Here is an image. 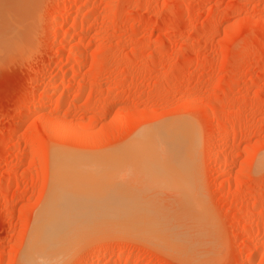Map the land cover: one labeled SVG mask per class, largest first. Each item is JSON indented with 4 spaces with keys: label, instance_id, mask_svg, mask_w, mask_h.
<instances>
[{
    "label": "rangeland",
    "instance_id": "1",
    "mask_svg": "<svg viewBox=\"0 0 264 264\" xmlns=\"http://www.w3.org/2000/svg\"><path fill=\"white\" fill-rule=\"evenodd\" d=\"M28 1L26 27L0 35V264H29L54 181L93 176L107 154L114 227L48 264H264V0ZM183 122L197 135L191 159L162 158L159 133L158 158L132 155ZM54 154L70 165L60 176ZM161 162L183 163L187 191ZM132 207L181 242L132 227Z\"/></svg>",
    "mask_w": 264,
    "mask_h": 264
},
{
    "label": "bare ground",
    "instance_id": "2",
    "mask_svg": "<svg viewBox=\"0 0 264 264\" xmlns=\"http://www.w3.org/2000/svg\"><path fill=\"white\" fill-rule=\"evenodd\" d=\"M2 1H0V2L2 3ZM7 1H10V3L8 5L6 4ZM25 1L26 0H6L5 3L2 4V7L0 6V24L3 23L2 27L0 26L1 27L0 28V35L2 34V37L0 36L1 39H3L4 36L11 37L10 35H14L15 32L18 33V30H20V29H18V30H16V29H17V27H19L20 24H21V27H26L25 26L26 23H28V20H30V19H28V17L30 16L29 14L30 13H31V15L33 14V6H32V2H30V4L28 3L29 2L28 0L26 1L27 4H24ZM29 5H31L32 8L30 6V8L26 7V9H29L30 11L25 10L24 6H29ZM24 12L25 13L28 12L26 15H29V16L27 17ZM23 15H24V18H23ZM25 17L27 18L26 22H25V19H26ZM29 18H31V16ZM22 21H24V22H22ZM6 44H8V43H6ZM83 52L82 51L77 52V54L80 53V55H81L80 56L81 57L80 62H81L82 67H83V62L87 60L85 58ZM76 58H77V56H76ZM51 88L56 89L57 86L53 85L52 87H50V89ZM77 93H78V91H77ZM61 103L62 102L59 101L57 103V106H59ZM33 111L34 110H31V112H29L28 114L30 115ZM51 125H53V124H51ZM168 125H166V126H168ZM163 127H165V125ZM163 127H162V129H163ZM162 129H161V131L158 130L157 133L155 132V133L150 134L148 136V139H147V144L142 148L134 149V153L130 152V154L132 153V155H134L135 152L143 151L142 155H139V154H136V155L146 158L148 163H151L153 158H158L159 154L157 155L158 152H157L156 147L154 146L156 142H153V141L156 139H159V138L154 137L155 135L157 136V134L159 133L160 145H161V143H162L161 146H164L166 144L165 145L166 151H164V150H161V151L162 152L164 151V153L168 152L167 154H169L170 158H173V159L174 158H186V159L188 158L189 159L191 156H193L195 143L197 140V135H196V133H195V131L191 125H187L186 123L183 122L182 124L176 123V124H173L171 126L169 125L167 128H164V130H162ZM160 148L162 149V147H160ZM112 153H110V154H112ZM164 153H162V154H164ZM167 154L163 155L164 157L161 155V157L165 158L167 156ZM54 155H55V170H58V176H60L64 173V171H66L65 168H61V167L69 168L70 165H68L69 163L65 164V163L60 162V159L66 155H63V154H54ZM104 157H105L104 162H106V163L103 164V166H101L100 163H99V165H97L98 163H96L95 165H93V166L97 165L96 167L91 168V166H89L90 169L89 170L87 169V172L89 171L91 173H95V174H93V176L88 175V174L86 175L85 174L86 170H85V172H81L80 174H74V173L68 174L65 176L64 179L62 178V181H60V180L54 181V185L52 184L53 188H52L50 197L46 201V203H47L46 207L44 208V211L42 213L40 212L41 215L38 216V218H40V220L42 221L41 225H39L40 228H39L37 234L31 239V241L28 245L27 251L25 252L26 256H24V258L26 257L25 260H28V262L30 261L29 264H31L32 261H33V263L39 262L41 264H43V263L48 264V262L54 260L55 255H58L60 253L63 255V253L64 252L66 253V251H68L70 253L69 250H71V251H73L74 249L76 250L77 247L80 246L79 244H82L83 241H86L87 239L90 238V237L88 238V236H90V234L95 233V231L93 232V230H96V232H97V229H102V231H105L104 229H107L108 227H110V228H108L107 231L112 230L111 228L114 227L113 225H114L115 221H114V218H112L113 220L111 218L107 219V217H109V216H107V214H111V211L114 209H111L110 206H107L106 201H108L109 199L111 200L112 197L114 196V154H112V155L107 154V156L105 155ZM149 161H151V162H149ZM173 161L176 162V161H178V159L173 160ZM189 161H191V160H189ZM171 162L172 161H170V163ZM154 163H155V161H154ZM182 164H179V163H174V164L173 163L172 164H165L164 163L163 164V162H161L160 168L162 171H163V169H166V168H167L166 170H170V171H166V173H165L166 175L162 179L164 181L170 180L173 183V185L166 184V183H164L162 185L166 184L167 187H169V185H171L173 187L179 188V190L182 189V192L185 189H187V190L189 189L188 184H187L189 180L186 179V176L184 177V175H187L189 173V170H188V172L187 171L185 172L184 168H186V167ZM191 164H192V162H191ZM144 165H146V164L144 163ZM142 168L144 169V167H142ZM148 168H151V166ZM168 172H170V174H168ZM191 172L193 174L192 170H191ZM168 176L170 178H168ZM189 176H191V174ZM164 181H162V182H164ZM187 190H185V191H187ZM114 201H115V199H114ZM114 205H115V203H114ZM129 206H131V205H129ZM133 206H134V204H133ZM134 208H136V209H133V207L130 209V211L132 210L133 211L132 213L134 214L133 220L131 219V221L133 223H131L130 219L124 220V222L128 220L125 223L130 222L131 224H133L132 227H134V225H135L134 224L135 219H136L135 223H137V221H139V217L135 218V214H137L141 210L140 207H134ZM137 208H139L140 210ZM124 209H126V208H124ZM143 209H145V208H143ZM105 210H107V211L104 212ZM115 211H117V210H115ZM120 211H122V210H120ZM143 212H141V213H143ZM164 213H166V212H163V215L166 216ZM156 214L158 215V213H156ZM102 215H105L106 219H104L105 217L102 218L103 217ZM150 216H148V218ZM154 216L155 215H152L151 219L149 218V220L147 219V217H145L144 220L140 219L141 221H139V223L142 222L144 224L145 220L147 219L146 223L144 224L145 226H147V228L142 223H140V224H142V226L145 228V230L148 232V234L154 230V232H157V234L159 236L154 232H152V233L155 234L159 238L162 237V239H166L163 237L167 236V239L164 240L165 242L162 240H159V238L157 240H159L161 243L163 242L162 244L166 243V245H165L166 247L168 245H169V248H173L172 246L175 247L177 245V242H179V241H177L175 236H174V238H171L172 242H170L169 239L173 235L171 232H169L170 228L169 229L166 228V225L164 228H159L161 226L162 221L159 220L160 222L159 221L156 222L158 220V218H157V216L156 217H154ZM164 216H163V219L165 218ZM199 218H202V220L204 219L203 217H199ZM36 220H37V218H36ZM116 223H118V222H116ZM130 223H128L127 225H130ZM147 223L153 224V225L151 224V227L149 228V230L150 229L152 230L153 229L152 227H154L155 229L158 227V229H156V230L153 229L152 231L147 230L148 226L150 225V224L146 225ZM162 224H163L162 225V227H163L165 223H162ZM137 225H138V223L135 226H137ZM155 225H157V226L155 227ZM142 226H141V228L139 226L137 228L144 230L142 228ZM178 229H180V228H178ZM178 229H176V230H178ZM157 230H159L160 232L161 231L163 232L164 230H168V231H166V232L164 231V232L165 233L168 232V234H172V235L171 236L169 235L170 237L167 234H166V236H164L165 235L164 233L161 232V234H160V232ZM88 231H89V233H88ZM107 231H105V232H107ZM146 231H143V232L140 231V233L146 234L147 233ZM170 231H172V230H170ZM99 233H100V230L98 231L97 235L95 234V236H99L100 235ZM95 236H93L94 240H95V238H94ZM101 236H99V237H101ZM149 236L153 237V235H151V234ZM99 237H96V238H99ZM183 238H185V237H183ZM93 239L91 238V240H93ZM173 239H174L175 243L173 242ZM167 240L171 244L169 242H166ZM180 240H181V238H180ZM28 241H29V239H28ZM86 242H88V241H86ZM97 244H98V241H97ZM186 245H183V246H186ZM180 246H181V244H180ZM188 247H189V244H188ZM102 249H103L102 252L106 254L105 249L104 248H102ZM97 252L100 253V251H97ZM97 252H95V253H97ZM103 253H100V254H103ZM95 255L97 256L98 254H95ZM95 255L91 256V261L94 260V257H96ZM123 255H124V253H121V252L117 253V255L115 256V258H116L115 260H121L123 258ZM58 256L60 257V255H58ZM56 257L57 256H55V259H56ZM92 264H95V263L92 262Z\"/></svg>",
    "mask_w": 264,
    "mask_h": 264
}]
</instances>
